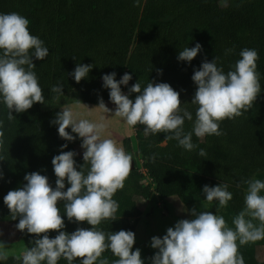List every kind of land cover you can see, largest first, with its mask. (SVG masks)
<instances>
[{"label": "trees", "instance_id": "trees-1", "mask_svg": "<svg viewBox=\"0 0 264 264\" xmlns=\"http://www.w3.org/2000/svg\"><path fill=\"white\" fill-rule=\"evenodd\" d=\"M16 12L29 19V31L39 37L49 49L43 60H35L33 69L43 90L45 103L66 93L77 90L83 102L99 105L110 100V89L104 87L103 76L116 73V80L123 76L124 68L132 76L127 88L138 81L142 90L149 82L168 83L180 93L182 108H187L193 120H185L184 130H193L198 105L191 101L197 90L192 79L195 70L207 60L218 57L217 66L225 74L234 70L245 49H256L259 59L257 71L260 86L264 91V0H0V14ZM199 43L202 51L190 63L178 59L185 47ZM232 49L231 52L226 50ZM34 49L30 50V54ZM3 50H0V54ZM78 64L94 65L88 76L77 83L71 73ZM63 85V93L51 91L53 86ZM121 85V90H124ZM137 93L129 98L135 100ZM61 110L53 105L43 109L35 103L23 113L13 112L15 119H7L9 109L0 97V120L4 121L6 160L0 161V221H8L20 235L26 248L33 246L34 234L21 232L16 228L19 218L13 220L4 196L11 190L23 187L25 175L39 172L49 179L55 189L57 176L52 159L61 151H74L77 170L85 164L79 152L82 139L76 133L74 141L59 136L58 125L52 123ZM135 138L142 167L154 183V189L161 198L177 196L183 199L187 194L180 178L192 172L203 185L215 187L227 184L233 194L228 208L239 214L245 205V181L254 174L264 172V115L251 107L243 115L220 122V136L206 135L198 138L193 133L192 142L197 145L191 151L178 146V142L166 139L171 133L144 135L143 125L137 124ZM67 144V148H62ZM204 149L206 156H200ZM155 156V160L152 157ZM85 175L90 165L85 164ZM141 171L132 168L113 199L119 204L116 220H104L97 227L107 232L120 230L135 231L141 214V200L150 193L144 185ZM71 185L65 181V191ZM203 188L199 190L206 199ZM64 202H58L66 227L63 231L72 233L78 228L91 229L86 221L70 222L64 209ZM133 219V220H131ZM50 238L58 232L51 231ZM102 255L116 257L111 250ZM9 255L0 264H22ZM42 264H46L42 262ZM58 264H68L61 258ZM72 264H81L80 258ZM257 264H264L259 261Z\"/></svg>", "mask_w": 264, "mask_h": 264}, {"label": "clouds", "instance_id": "clouds-1", "mask_svg": "<svg viewBox=\"0 0 264 264\" xmlns=\"http://www.w3.org/2000/svg\"><path fill=\"white\" fill-rule=\"evenodd\" d=\"M139 6L140 0H135ZM28 18L16 12L0 14V97L9 109L7 119H15L13 112L23 113L35 103H45L43 90L33 70L35 60L43 61L49 55L44 42L29 31ZM34 51L30 54V50ZM202 51V45L185 47L178 59L189 63ZM232 49L226 50L231 52ZM234 70L226 74L217 66L218 57L205 60L192 76L197 90L191 101L198 105L193 130L185 132V120L192 121L193 115L182 108L180 93L168 83L149 82L141 87L138 81L126 95L121 85H128L132 76L125 73L117 81L116 73L103 76L104 87L110 89V100L116 105L114 116L122 118L127 125H143L144 135L171 133L166 139H175L178 146L191 151L197 147L192 142L193 133L198 138L206 135L220 136V122L234 119L249 110L261 90L260 74L257 71L259 59L256 49L245 48ZM94 65L78 64L71 73L79 83L86 78ZM54 93H63V85L53 86ZM137 93L135 100L129 98ZM96 108L112 112L103 99ZM58 125L59 136L74 141L78 134L85 164L90 165L85 175L84 165L77 170L74 151H61L52 159L57 176L55 189L49 179L39 172L25 175L27 183L4 196V204L10 210L13 220L19 218L16 228L21 232L34 234L33 246L24 248L15 260L22 264H58L61 258L68 264L80 258L81 264H109L101 259L106 250L118 257L112 264H144L141 250L133 251L136 234L132 231L105 232L97 226L104 220H116L119 204L113 199L117 190L132 169L133 157L112 138H104L107 124L80 118L71 106L65 105L52 121ZM4 121L0 120V161L6 160ZM65 144L62 148H67ZM200 156H206L200 149ZM155 160V156L152 157ZM0 179L3 172L0 171ZM65 181L71 186L65 191ZM246 207L233 219L235 229L229 227L222 215L211 211L197 212L192 209L194 219H182L169 227L163 238L152 237L151 247L158 249L152 264H245L239 246L264 240V181L256 178L246 180ZM227 184L215 187L205 185L203 193L208 202L218 201L226 207L233 194ZM64 202L67 219L74 223L87 222L91 229L78 228L72 233L63 231L66 227L58 202ZM247 217V219H246ZM259 221V224L254 221ZM58 232L55 238L48 235ZM9 259L6 245L0 242V261Z\"/></svg>", "mask_w": 264, "mask_h": 264}, {"label": "rangeland", "instance_id": "rangeland-1", "mask_svg": "<svg viewBox=\"0 0 264 264\" xmlns=\"http://www.w3.org/2000/svg\"><path fill=\"white\" fill-rule=\"evenodd\" d=\"M226 2L227 0H219L221 4H225ZM125 73H127V68L123 70V75ZM126 91L127 88L125 86L122 92L126 94ZM53 105L58 106L61 111L63 106L68 105L79 114L80 118L88 119L93 122H105L107 124V129L104 133V138H112L116 140L119 145L123 146L126 152L130 153L133 157V168L144 173L142 181L144 185L149 187L150 193L140 201L141 214L138 216L136 222L134 231L136 234V241L133 247V251L137 248L141 250V258L144 260V264H152L150 258L158 251V249L151 247L152 237L159 236L163 238L167 229L169 227H174L178 221L182 219H194L195 217L191 212L192 209H195L197 212L211 211L213 214L222 215L227 225L235 229L233 219L237 214H233L229 210L228 204L226 207H220L218 201L214 200L208 202L206 199H202L199 195V190L203 188V185L192 172H188L180 178L187 189V194L183 199L177 196H169L166 198L158 196L154 189V183L142 167V159L137 150L135 128L127 125L122 118L113 115L116 108L114 103L106 104V106L112 110V112L107 113L103 109L96 108L98 106L97 104L83 102L78 91L72 90L65 95L55 97L50 103H43L42 108L47 110ZM252 107L264 115V91L260 90L258 98L253 103ZM84 151L82 147H79V152L81 154H83ZM253 177L264 181V172L254 174L250 179ZM247 189L248 185L246 184L244 188L245 195ZM260 194L264 195V190H262ZM254 223L259 224V221H254ZM0 242L6 245V250L9 252V255H19L22 250L26 248L20 235L8 221H0ZM239 252L243 255L245 264H257L259 261H264V240L240 245ZM104 258L108 259L109 264H112L114 260L118 259L102 255L101 259ZM97 264H99V261H97Z\"/></svg>", "mask_w": 264, "mask_h": 264}, {"label": "water", "instance_id": "water-1", "mask_svg": "<svg viewBox=\"0 0 264 264\" xmlns=\"http://www.w3.org/2000/svg\"><path fill=\"white\" fill-rule=\"evenodd\" d=\"M132 168H133V163H132Z\"/></svg>", "mask_w": 264, "mask_h": 264}]
</instances>
